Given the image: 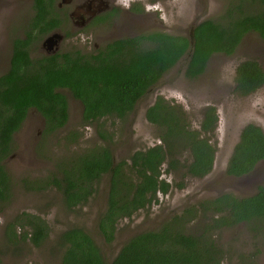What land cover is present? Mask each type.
I'll list each match as a JSON object with an SVG mask.
<instances>
[{"label":"trees","instance_id":"1","mask_svg":"<svg viewBox=\"0 0 264 264\" xmlns=\"http://www.w3.org/2000/svg\"><path fill=\"white\" fill-rule=\"evenodd\" d=\"M48 1L34 0V16L26 37L13 41L9 68L0 75V202L11 199L12 185L3 162L28 111L34 109L43 117L45 136L67 124L68 103L59 90H68L81 103L83 123L122 120L183 56H188L184 76L193 80L205 72L214 54L232 55L247 33L254 32L264 40V0H238L218 21L207 19L194 27L191 52L186 36L154 31L115 40L90 55L72 51L33 59L28 52L31 42L58 26L48 10L54 0ZM263 85L264 71L257 61L244 60L236 66L234 92L238 96H249ZM145 119L159 127L160 143L134 152L128 165H113L110 148L102 145L63 162L56 174L33 182L31 188H55L64 207L73 210L85 205L96 193V183L109 175L106 209L98 220V230L110 243L119 220L156 202L158 194L183 189L185 177L201 179L213 169L216 148L211 141L218 126L214 106L204 109L199 129L192 128L181 105L161 97L147 108ZM97 134L103 142H110L111 135L102 126ZM185 154L188 156L182 160ZM263 160L264 133L254 124L245 125L225 173L236 178L245 176ZM164 165V172L177 181L170 183L161 177ZM194 219L203 226L197 234L186 233L185 224ZM18 223L31 230L24 231L21 239L34 246L47 237L44 221L24 213L8 225V238L16 239L12 228ZM241 225L264 235V184L250 196L224 193L198 202L158 230L133 236L110 263L88 233L69 229L60 236L65 249L59 264H221L224 251L213 234Z\"/></svg>","mask_w":264,"mask_h":264},{"label":"rangeland","instance_id":"2","mask_svg":"<svg viewBox=\"0 0 264 264\" xmlns=\"http://www.w3.org/2000/svg\"><path fill=\"white\" fill-rule=\"evenodd\" d=\"M61 0H55L59 3ZM129 0H121L128 5ZM145 13V26L135 27L124 17L110 23L90 22L82 27L72 25L76 18H67L55 45L56 52L78 51L83 55L95 53L104 45L118 39L136 37L144 33L160 31L171 35L187 36L190 27L203 20L218 21L225 11L238 0H141ZM249 1V0H248ZM33 0H0V75L8 69L11 43L24 37L33 17ZM71 10V4L62 8ZM253 11V9H251ZM53 34V33H52ZM64 35L62 38L61 35ZM45 37H37L30 49L31 58L44 56L39 50ZM54 38H52L53 40ZM244 60L257 61L264 71V40L254 32L247 33L230 56L214 54L205 72L196 79L184 76L188 56H183L137 102L134 110L124 119H101L94 123L82 122V105L68 90L61 92L68 103V122L64 128L51 135H43V117L34 109L28 111L21 127L12 137V149L4 160V167L11 181V199L0 202V264H59L64 252L60 241L63 232L80 228L92 237L104 259L110 263L120 248L133 236L158 230L164 223L180 215L200 201L215 198L224 193L250 196L264 184V160L254 170L242 177H230L225 173L228 159L238 141L241 129L248 124L258 126L264 133V85L246 97L234 92L235 69ZM161 97L171 104L181 105L192 128L199 129L203 111L214 106L218 126L212 138L216 148L212 171L204 178H184L185 187L171 189L166 195L158 194L157 201L145 209L116 223L114 239L106 243L98 230V220L104 213L109 191V175L96 183V193L83 205L67 210L60 193L55 188L37 191L31 184L50 174L57 173L63 162L88 150L108 145L115 164H129V157L160 143L159 127L148 123L145 112ZM102 126L111 135L103 142L97 130ZM188 155H184L187 158ZM124 166V167H125ZM165 165L162 178L172 183ZM177 181V180H176ZM39 217L47 227V237L38 246L21 235L31 232L28 227L13 225L16 239L7 236L8 225L22 214ZM8 226V227H7ZM203 223L198 219L185 224L186 233H199ZM24 229H22V228ZM201 233V231H200ZM30 234V233H29ZM213 240L224 251L221 264H264V235L249 232L243 225L213 234Z\"/></svg>","mask_w":264,"mask_h":264},{"label":"flooded vegetation","instance_id":"3","mask_svg":"<svg viewBox=\"0 0 264 264\" xmlns=\"http://www.w3.org/2000/svg\"><path fill=\"white\" fill-rule=\"evenodd\" d=\"M44 2L47 4L49 3L48 0H44ZM68 4H71V10L67 13H64L62 8L64 9V7L67 6ZM32 9L34 16V0L32 2ZM48 10H50V16L53 17L56 22H58V26L55 27L52 31H50L48 34L43 36H38V37H45L44 40L42 41V44L40 45L39 50L41 52H44V54L42 55L46 57L54 55L56 53H60V52H56L52 48V46L56 44L55 43V41H57L56 37H54V39L52 40L51 47L45 43V40L50 37H53L55 34H61L59 33L60 32L59 30H61L62 27L64 26L65 24L64 20L66 19V17L76 18V20H73L72 22L73 27L74 26L82 27L86 24H89L90 22H94L96 24H100V23L106 24L110 22L114 23L118 19H122V17L126 19L125 21L128 20V22H132V25H135V27L145 26V22L142 20V18L144 17L145 8H144V3L141 0H129L127 6L125 3H122L121 0H61L59 3H56L54 0L52 2V8L49 7ZM29 24L27 28H29ZM54 32H58V33L54 34ZM61 36L62 38L64 37L63 34ZM25 37L26 35L24 34V37L19 39H25ZM13 41L10 47V57L13 47ZM32 43L33 42H31V44L29 45V50H28L30 57H31L30 52L32 50L30 49V47ZM8 68H9V63H8Z\"/></svg>","mask_w":264,"mask_h":264},{"label":"water","instance_id":"4","mask_svg":"<svg viewBox=\"0 0 264 264\" xmlns=\"http://www.w3.org/2000/svg\"><path fill=\"white\" fill-rule=\"evenodd\" d=\"M196 25H197V24H196ZM196 25L190 27L189 32H188V35L186 36V37L188 38V40H189L190 52L192 51V49H193V47H194V35H193V31H194V27H195ZM54 37L59 38L57 35H56V36L54 35L53 37H50V38L46 39V40H45V43H46L48 46L51 47V45H52V44H51V42H52V38H54ZM114 164H115V162L113 161V165H114Z\"/></svg>","mask_w":264,"mask_h":264}]
</instances>
